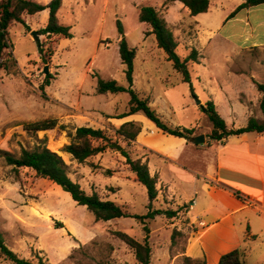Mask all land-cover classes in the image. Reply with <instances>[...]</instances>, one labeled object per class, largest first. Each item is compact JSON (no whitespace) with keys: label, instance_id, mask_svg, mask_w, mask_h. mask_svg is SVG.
<instances>
[{"label":"rangeland","instance_id":"1","mask_svg":"<svg viewBox=\"0 0 264 264\" xmlns=\"http://www.w3.org/2000/svg\"><path fill=\"white\" fill-rule=\"evenodd\" d=\"M2 1L6 0H0V3ZM240 2L241 0H213V3L222 4L226 9L236 8ZM134 4L136 9L129 6L123 12L109 11L104 19L99 2L87 7L80 4L74 19L68 16L69 6L66 5L59 15V20L61 24L74 25L73 38L40 35V45L31 36L32 30L28 24V27L20 23L12 25L9 30V68L0 72V150L20 153L23 148L31 149L41 140H46L50 150L60 144L58 150L64 151L67 146L65 143L71 142L70 135L74 134L76 128L90 124L98 126L94 122L97 120L94 113L98 112L99 108L118 113L121 115L118 119L128 117L131 99L128 92L104 95L95 92L99 78L105 81L115 80L119 86L130 89L126 66L119 54L120 41L126 33V40L136 50V78L146 76L145 71L148 72L153 87L167 101L174 118L196 127L192 121L197 116L202 126L212 128L209 115L196 103L197 95L204 98L199 83L196 80L191 84L183 81L182 74L175 70L167 54L158 48L155 35L150 34V25L140 21L141 8L153 6L138 1ZM48 17L47 12L44 16L31 19L25 15V20L27 22L30 19L31 27L39 32L47 26ZM119 21L124 30L123 34L119 32ZM177 39L182 43L181 37ZM193 39L190 37L184 44H191ZM41 46L43 56L40 53ZM46 67L48 74L45 73ZM49 74L54 77L51 84L61 75L51 93H58V89H62L66 92V99L69 98L75 82L82 85L83 92L81 89L77 92L75 90L73 95H84L79 102L83 106L79 108L76 105L77 100L60 101L61 103L52 101L45 86V79ZM137 82L136 86L132 85V89L144 99L147 96L145 91H152V88L143 89L141 80ZM45 119H57L59 126L53 131L37 133L24 129L27 123ZM64 120L68 121L61 125ZM146 120L155 125L149 119ZM108 128L107 134L112 143L125 148L132 159L141 154L140 150L127 145L123 138L114 133L111 126ZM63 137L68 138L66 140ZM106 144L108 143L96 142L97 146ZM107 147L112 148L110 145H106ZM104 158L107 167L118 165L116 157L108 154ZM93 166L96 168L94 164ZM69 171L71 180L80 184L79 178ZM83 171L85 188L82 189L88 195L100 194V190L105 187L118 186L117 194L110 192L102 199L116 203L133 216L147 214V189L136 181L130 169L122 172L117 170L114 176L105 173L89 175L87 167H83ZM92 181L96 184V192L93 190ZM153 206L154 210H162L156 208L159 205ZM177 209L181 213L184 206L180 204ZM168 219L166 214H160L151 224L152 242L156 253L160 255L165 254L167 239L172 240L175 231L171 226L172 220ZM57 224L63 226L59 227ZM143 226L131 217L117 219L111 223L96 222L87 208L74 202L71 195L61 187L38 178L35 172L29 169H21L16 173L0 158V231L9 248L21 258L36 264L37 257L47 261L51 259L52 264L57 261V264H139L133 251L112 232L124 231L142 242L146 238ZM88 231L91 233L88 242L85 245L78 244L74 249L73 239L76 242L78 240L71 236L82 235ZM178 242L182 245V241ZM180 244L178 247H183ZM0 257L3 258L1 255ZM163 263L164 261L160 264Z\"/></svg>","mask_w":264,"mask_h":264},{"label":"crops","instance_id":"2","mask_svg":"<svg viewBox=\"0 0 264 264\" xmlns=\"http://www.w3.org/2000/svg\"><path fill=\"white\" fill-rule=\"evenodd\" d=\"M31 1L49 4L52 0ZM136 1L152 5L166 20L177 42V37H181L182 43L178 44L184 58L192 49L199 52L200 64H194L191 73L192 82L196 80L199 83L201 94L204 95V98L197 95L204 107L208 102H213L216 111L231 130L246 127L250 118L264 121L260 108L262 95L255 84H264V5L243 9L231 16L243 4L242 0L233 9H226L222 4H215L210 0L208 12L193 16L180 1L64 0L58 18L66 5L69 6L68 16L74 19L80 4L87 7L99 2L104 19L109 11L123 12L129 6L136 9ZM47 12L49 13L46 10L26 16L30 19L37 18ZM23 18L25 20V15ZM30 19L26 23L32 31L37 30L29 24ZM70 27L72 32L74 25ZM127 35L128 33L124 36ZM190 37L194 38L190 41L191 44H184ZM129 46L131 47L130 44ZM145 75L136 78L134 69L133 87L138 83L137 80H141L143 89L152 88V91H145L147 96L144 99L149 101L161 119L172 128L181 131L194 129L190 139L165 133L156 125L149 124L146 120L148 118L142 113L118 119L121 117L118 113L114 114L99 107L100 110L94 113L97 118L94 122L98 126L90 124L80 127L100 129L107 134L108 126L116 133L124 124L134 123L141 129L136 139L131 142L123 139L127 145L141 151L133 160L140 159L146 163L151 176L157 179L158 197L153 205H159L156 208L163 211H177L180 204L184 206V210L179 212L177 217L168 220H172L171 226L174 230L187 236L185 244L184 238H177L182 241V245L176 240L174 247H171L172 240L168 238L165 254L156 253L151 230V224L156 218L148 225L151 231L149 243L152 247L150 264H160L163 261V264H183L184 257L205 259L206 264H219L222 255L235 249L244 251L247 264H264V134L252 132L231 136L221 142L210 140L213 125L212 128L202 126L197 116L192 121L196 127L174 118L167 101L153 87L148 72L145 71ZM57 80L46 89L51 100L59 103L77 100L76 105L79 108L83 106L79 102L84 95H73L75 90L77 92L81 89L83 92L82 85L74 81L73 89L66 99V92L62 89H58V93H51ZM66 121L68 120L62 121L61 125L67 123ZM200 135L205 136V143L193 144L192 138ZM63 138L67 140L68 137ZM122 149L125 148L121 147ZM116 150L107 147L104 152L84 163H78L65 151L58 150L56 153L63 157L73 176H77L78 182L85 188L83 167L88 168L89 175L105 173L111 176H114L117 170L122 172L130 169L121 151ZM108 154L116 157V167L109 168L105 165L104 157ZM92 183L96 192V184L93 181ZM118 189V186L105 187L97 194L102 198L110 192L117 194ZM90 235L89 231L82 235H72L71 237L78 240L76 242L72 238L73 248L78 244L85 245ZM5 244L7 245L6 241ZM179 244L185 249L179 248ZM7 247L9 248L8 245ZM48 262L52 264L51 259ZM11 263L0 257V264Z\"/></svg>","mask_w":264,"mask_h":264},{"label":"trees","instance_id":"3","mask_svg":"<svg viewBox=\"0 0 264 264\" xmlns=\"http://www.w3.org/2000/svg\"><path fill=\"white\" fill-rule=\"evenodd\" d=\"M63 1L64 0H52L49 4H41L31 0H6L0 3V72L2 70L7 71L9 68L8 61L11 59V53L9 51L11 48L9 43L10 28L15 23H20L28 27L23 18L24 15H35L48 10L49 19L47 26L41 29L39 34L42 36L57 35L65 38H73L71 27L61 24L58 18V12L62 7ZM167 1H180L189 9L191 15L193 16L206 13L210 9V0ZM242 1L243 4L239 6L231 16L236 15L243 9L264 5V0ZM140 21L150 25L152 29L150 34L155 35L158 48L162 49L167 54L168 60L173 63L175 70L182 74L183 81L191 84V67L194 64H200L199 52L196 49H192L184 58L179 44L176 41L168 23L159 15L155 8L142 7L140 10ZM118 25L120 34H123L124 30L120 21L118 22ZM29 31L31 30L29 29ZM42 51L41 46L40 53L43 56ZM119 54L122 63L126 66L125 72L130 84V89L127 90L119 86L115 80L105 81L99 78L97 80V93L104 95L107 93L128 92L131 95V99L129 102L130 111L127 115L142 113L165 133L176 137L190 139V136L193 135L195 131L194 129H185L181 131L179 129L170 128L156 113V111L152 109L149 101L147 99H141L132 89L134 82L133 75L136 50L129 46L125 36L120 41ZM52 79H54V77L51 74L47 75L45 79V86H50ZM255 84L258 91L262 95L260 108L264 115V84L257 82H255ZM42 90H44V87ZM205 108L213 125L212 132L209 135L210 140L221 142L231 136H239L252 132L264 134V121L259 122L255 118H250L246 127L238 130H231L227 127L224 119L216 111V107L213 102H208ZM58 126L59 121L57 119H45L42 121L27 123L24 125V129L27 132L37 133L40 131H53ZM61 127L66 128L65 126ZM140 131L141 129L134 123H127L117 129L116 133L126 141L131 142L136 139ZM70 136L72 137V141L65 147L64 151L71 154L73 158L78 161V163H84L88 159L105 151L106 146L95 145L97 141L106 142L108 143L107 145H110L113 149H118V145L113 144L106 132L100 129L79 127L76 128L75 135ZM121 154L126 158V163L130 167L131 171L136 175L137 181L147 189L149 199L147 205L148 212L144 216H133L124 211V209L116 203L104 201L97 193L88 195L82 189L80 184L71 180L69 177V166L62 156L47 147L46 140H41L38 145L31 149L23 148L20 153H11L0 150V158L4 159L5 164L12 167L13 171L18 173L21 169H29L34 171L38 178L58 185L65 192L69 193L73 201L79 206L86 207L87 210L94 216L96 222H109L129 217L137 219L142 225H144V231L146 232V238L144 241L141 242L131 234L124 231H114L112 234L133 251L135 259L139 264H150L152 247L149 243V235L151 231L148 225L160 214H166L169 219H172L177 217L180 211L154 210L153 203L158 197V190L156 188L157 179L151 176L149 167L146 163H143L140 159L133 160L125 149L121 150ZM57 226L61 227L63 225L57 224ZM177 238H184V244L187 242V236L175 230L172 235L171 247H174ZM184 249L185 248L183 247V250ZM0 255L13 264H36L31 260L19 257L14 251L10 250L5 244V239L1 231ZM244 257L245 253L242 249H235L222 255L219 260V264H247ZM37 259V264H50L47 260L41 257H37ZM183 264H206V260L184 257Z\"/></svg>","mask_w":264,"mask_h":264},{"label":"water","instance_id":"4","mask_svg":"<svg viewBox=\"0 0 264 264\" xmlns=\"http://www.w3.org/2000/svg\"><path fill=\"white\" fill-rule=\"evenodd\" d=\"M31 36L34 38V40L40 45V34L37 31H32ZM45 73L48 74V67L45 68ZM196 103L198 106L201 107V109L203 110V112H206V108L201 104V101L199 99L196 98ZM191 142L195 145H201L205 143V136L204 135H200V136H196L194 138H192ZM118 150H121V147L118 146Z\"/></svg>","mask_w":264,"mask_h":264},{"label":"bare ground","instance_id":"5","mask_svg":"<svg viewBox=\"0 0 264 264\" xmlns=\"http://www.w3.org/2000/svg\"><path fill=\"white\" fill-rule=\"evenodd\" d=\"M61 147L60 144L54 146V147H51V150L54 151V152H58V149Z\"/></svg>","mask_w":264,"mask_h":264}]
</instances>
